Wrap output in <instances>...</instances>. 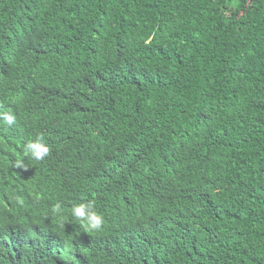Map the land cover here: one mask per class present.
<instances>
[{"label": "trees", "instance_id": "trees-1", "mask_svg": "<svg viewBox=\"0 0 264 264\" xmlns=\"http://www.w3.org/2000/svg\"><path fill=\"white\" fill-rule=\"evenodd\" d=\"M0 57V264H264V0H0Z\"/></svg>", "mask_w": 264, "mask_h": 264}, {"label": "clouds", "instance_id": "clouds-1", "mask_svg": "<svg viewBox=\"0 0 264 264\" xmlns=\"http://www.w3.org/2000/svg\"><path fill=\"white\" fill-rule=\"evenodd\" d=\"M0 57V63H4V61L1 60ZM4 72L0 69V76H2ZM0 86H4V79L3 77H0ZM4 119L6 122L11 125L15 122V117L12 115H5ZM25 154L27 157L29 155L34 158L37 161H40L46 157L50 156V148L43 142L42 137H37L34 141H29L25 144L24 149ZM47 157V158H48ZM51 161L50 167L52 170H57L59 172H62L69 167L73 166V157H72V151L71 149L68 150V147H64L61 151V154L54 156L53 158L46 159L47 161ZM21 163L19 161L12 162L8 165V169L6 171H0L4 175H7V177H11L12 175H18L21 172H24L25 170L23 167H21ZM65 175V174H64ZM55 212H60V205L57 204L54 208ZM72 215L77 219L85 223L86 228L94 231H98L102 229L104 224V218L103 215L98 213L95 210V205L92 201H86L81 202L78 205H74L72 208Z\"/></svg>", "mask_w": 264, "mask_h": 264}]
</instances>
